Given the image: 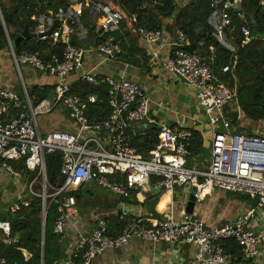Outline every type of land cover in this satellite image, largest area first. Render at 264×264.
<instances>
[{"label": "built area", "instance_id": "1", "mask_svg": "<svg viewBox=\"0 0 264 264\" xmlns=\"http://www.w3.org/2000/svg\"><path fill=\"white\" fill-rule=\"evenodd\" d=\"M76 2V0H72ZM240 0H210L207 24L217 44L231 55L237 50L232 42L233 16L243 20L239 11ZM264 4V0H262ZM95 5V4H94ZM103 8L96 5L98 13ZM99 24V31H107L120 25L118 13L109 12ZM82 7L59 10L54 19L58 20L52 34L45 33L51 27H38L36 34H43L53 42L60 41L66 48L62 60L43 61L34 54L16 56L13 44L8 42L14 65L27 66L43 71L59 79L54 88L55 103L69 111L73 131H51L41 135L37 128V118L51 113L48 99L38 101L24 93V98L13 91L0 89V161L2 168L14 178H21V172L13 170L9 162L21 163L34 177L27 185L28 195L24 200H16L7 208L10 214L27 208L30 199L38 196L42 201V218L51 202H55L58 217L53 233L60 235L66 225L77 217L76 199L70 192L78 191L81 184H95L99 188L121 199H129L131 193L140 192L154 178L155 187L172 192L188 184L196 188V200H203L213 190L248 196L264 206V136L237 132L231 121L225 118L224 109L231 105L234 94L217 81L204 59L195 53L183 50L188 45L186 35L177 30V47L163 64L165 70L183 78L196 92L199 104L208 116L211 126L220 125L222 132L212 135L211 156L202 168L188 165V146L192 133L189 130L172 131L167 128L158 133L155 148L143 158L133 145L132 127L138 125L148 114L149 100L135 83L114 80L109 77L87 73L83 80L93 86L107 87L109 116L100 122L91 121L86 113L88 106L96 102L94 95L84 98L71 93V86L61 80L81 67L86 50L70 44L73 30L71 20L80 16ZM72 23V22H71ZM79 31V30H78ZM136 34L146 43L154 44L162 37V30L136 28ZM241 45L251 40L250 30L242 25ZM104 60H114L120 53L119 43L107 40L96 47ZM214 50H211L213 54ZM228 67L222 68L226 73ZM61 153L60 176L62 186L46 193L45 155ZM41 179V193L32 187ZM50 202H47V200ZM57 199V200H56ZM56 200V201H54ZM252 212L237 216L229 224L220 228H207L193 216L184 214L180 220L171 217L141 220L121 234L108 235L107 223L98 220L96 227L88 234L80 236L68 255V264H93L104 251L127 244L131 239L149 243L193 245L194 257L185 264H233L238 261L251 262L257 259L264 244V233L255 232L250 227ZM122 219V218H120ZM10 225L0 221V240L10 244ZM234 240L238 245L236 254L229 253L223 241ZM0 264H4L0 260Z\"/></svg>", "mask_w": 264, "mask_h": 264}, {"label": "crops", "instance_id": "2", "mask_svg": "<svg viewBox=\"0 0 264 264\" xmlns=\"http://www.w3.org/2000/svg\"><path fill=\"white\" fill-rule=\"evenodd\" d=\"M105 1L108 2V0ZM188 1L175 0L178 6H184ZM95 5L100 4L96 3ZM71 7L73 9L79 7L77 0L72 2ZM101 7L103 9L97 13L95 10L90 12L87 7L82 6V12L87 9L86 24L90 25L89 27H95V34H100L99 24L107 15L104 11L106 8ZM170 24L171 19L163 20L161 39L154 44H149L138 37L136 29L131 30L129 21L122 19L118 27H111L101 34V36H105V41H107L114 39V33H120L121 40L116 41L119 43L120 53L116 55L114 60L110 61L104 60L103 56L96 51L97 45L93 38L89 37L87 29L86 38L84 36L79 37L80 31H78L75 34V41L80 43L76 47L85 49L86 53L81 67L61 81L72 87L84 81L83 77L87 73H91L95 76L109 77L116 81L125 80L137 84L149 100L148 115L155 116L160 121L169 122L170 126L167 129L172 131L189 130L191 133L195 132L201 136L200 152L198 155L188 158V165L193 166L195 164L202 168L211 156L212 135L222 132L223 129L220 125L211 126L209 124L208 116L199 104L195 90L185 80L165 70L163 66L165 60L177 50V47L173 45L176 41L177 30L168 29L167 26ZM41 25L47 27L48 23L43 21L40 22L39 26ZM73 34L74 32H72L71 38ZM8 42L11 41L8 40ZM58 83L59 79L46 72L36 71L27 66L17 68L10 55L9 46L5 50H0V89L13 91L21 98H24L25 93L28 97L37 99L38 95L46 92L48 96L50 92L54 91ZM238 111L233 102L224 109L223 113L225 118L231 121L230 114ZM238 121V126L232 125L237 132L264 136L263 130L255 128L253 123L256 122L245 119L240 112H238ZM259 123L264 125V122ZM138 126L139 124L132 127L133 140L135 137H143L151 131L160 132L161 129L165 128L162 127L160 130L152 128L139 133ZM37 128L41 135L51 131H73L69 112L59 103L54 104L51 113L37 118ZM141 156L145 158L143 155ZM13 163L16 165L18 162ZM27 185L28 179L24 176L18 179L12 177L2 168L0 161V215L5 214L9 205L16 200L27 198ZM149 186L152 185L149 183ZM98 189L100 192H97ZM78 191L84 193L82 203H85L86 200H93L97 206L92 207L94 209L91 211L90 208L82 209L79 207L77 217L71 220L63 233L59 235V252L64 258L55 264H68V255L74 243L80 236L92 231L100 219L105 220L110 233L115 236L141 220L147 221L161 217L180 220L184 214H187L183 188H175L172 192L165 191L166 204L162 205L160 210L156 207L160 215L158 218L148 213L147 198L150 197L149 192H133L136 196L133 197L131 193L128 201L123 202L121 198L95 184L84 185ZM253 200L251 198L241 200L232 193L213 190L202 201H196L190 215L202 222L207 228H220L229 224L237 216L252 212L251 229L255 232L264 233V206H259ZM116 217H119V223L115 222ZM42 251L41 247V255ZM195 253L196 248L193 245L149 243L139 239H131L122 247L104 251L94 260L93 264H185L194 257ZM233 264H264V244L256 260L251 262L238 261Z\"/></svg>", "mask_w": 264, "mask_h": 264}, {"label": "trees", "instance_id": "3", "mask_svg": "<svg viewBox=\"0 0 264 264\" xmlns=\"http://www.w3.org/2000/svg\"><path fill=\"white\" fill-rule=\"evenodd\" d=\"M72 0H0V50L8 47V40L16 39L23 29L27 28L34 33L40 25V19L44 23L52 24L55 15L59 10L67 12L72 5ZM77 0V6H88L100 4L108 11L118 13L122 19L129 21L131 30L138 27L161 30L163 20L171 19V24L167 26L170 30L182 31L187 39L188 45L183 48L186 52L199 55L209 64L212 73L216 76L220 84L225 85L234 94V105L243 117L252 122H264V4L262 0H240L238 9L243 14L244 19L232 18L234 31L231 35L232 42L237 46L234 55H231L224 48L220 47L211 35V28L207 24L210 13V0H189L184 6H178L175 0ZM87 9H84L79 17L82 28L88 30L90 38L99 45L105 41V36L95 34V27L86 24ZM120 21V23H121ZM72 22V23H71ZM69 25L74 34L78 32V24L75 19ZM246 26L251 34L257 30V37L241 45L242 36L240 27ZM114 41H120L119 32L114 33ZM79 41L72 45L79 46ZM66 46L60 41L53 42L47 37L44 40L29 39L23 40L16 47V56L21 54H34L43 61L53 59L62 60ZM214 50L211 54V50ZM228 67L226 73H222V68ZM71 93L81 98L87 95H94L96 102L89 106L86 116L89 120L100 122L109 116L107 106V87L93 86L84 81L71 87ZM47 92L38 95L37 100L46 99ZM238 112L231 113V124L238 126ZM159 131H151L143 137H135L133 145L145 158L148 152L155 148ZM250 134V133H249ZM202 144L201 136L193 132L188 150L189 158L199 154ZM45 175L46 193L51 194L53 189L60 187L64 183V178L60 176L61 153L55 152L45 155ZM13 170L21 172L22 176L28 179V183L33 179V175L26 171L21 163L9 162ZM32 189L36 194L41 193V179H37ZM155 179L151 178L150 185ZM87 192V191H86ZM84 193L81 191L70 192L76 199V205H82ZM133 197L136 196L132 193ZM236 195L241 200L250 199L248 196ZM57 200V199H56ZM54 200V201H56ZM253 200V199H251ZM121 201L127 202V199ZM257 203L256 200H253ZM47 202H50L48 199ZM96 206L95 204L92 207ZM58 217L55 202H51L46 209L45 223L43 226L42 201L35 196L30 199L27 208H21L17 213L10 214L8 210L0 215V221H8L10 225V244H5L0 240V260L4 264H55L64 256L59 252V235L53 233V226ZM119 223V217L115 222ZM108 235H113L108 229ZM226 251L236 254L238 246L234 240L223 241ZM43 252L41 255V247ZM29 258L27 259L23 252Z\"/></svg>", "mask_w": 264, "mask_h": 264}, {"label": "water", "instance_id": "4", "mask_svg": "<svg viewBox=\"0 0 264 264\" xmlns=\"http://www.w3.org/2000/svg\"><path fill=\"white\" fill-rule=\"evenodd\" d=\"M87 8L89 9L90 12H92L93 10L96 9V5L88 3ZM0 19H1V22L3 24L1 16H0ZM39 21L43 22L42 19H40ZM76 21L78 24V30L80 31L79 37L84 36V38H86V36H85L86 29L81 27L80 19L78 17H76ZM57 25H58V20L54 19L52 21L51 27L48 29V31L45 33V35H47V36L51 35L52 31L57 27ZM3 27H4V24H3ZM4 29H5V27H4ZM103 32H106V31H103ZM42 36H43V34L31 33L27 28H25L20 33V35L12 41V44H13V47H16L23 40L40 39ZM79 37H77V39H79ZM256 37H257V30H253L251 40H254ZM263 38H264V35H263ZM74 41H75V38H71L70 44H73ZM176 76L178 78L184 80L180 76H178V75H176ZM47 99L50 101V103L52 105L54 104V102H55L54 91L49 93V95L47 96ZM150 121H152V122L150 123ZM169 126H170L169 122L160 121L155 116H150L147 114V116L143 120L140 121L139 126H138V130H139L138 132L143 133V132L150 130L152 128L160 130L162 127L167 128ZM82 187H84V184H81L80 189ZM143 192H149L150 193V197L147 198L148 213L151 216L158 218L160 215L157 212L156 207L159 204V201L165 196V191L157 189L155 187H150L148 185V186H145L139 193H143ZM195 192H196V188L194 186H190L188 184L184 185L183 195H184L185 212L188 215L192 214L194 205L197 201L195 198ZM44 223H45V216L43 217V226H44ZM42 250H43V246H42ZM22 252L26 258L29 257V255H27V253L25 251H22Z\"/></svg>", "mask_w": 264, "mask_h": 264}, {"label": "rangeland", "instance_id": "5", "mask_svg": "<svg viewBox=\"0 0 264 264\" xmlns=\"http://www.w3.org/2000/svg\"><path fill=\"white\" fill-rule=\"evenodd\" d=\"M68 111V110H67ZM69 112V111H68ZM255 128H257L258 130L261 129L264 131V125H261L260 123H253ZM37 182V181H36ZM39 184L41 185L42 183L39 181ZM41 188H42V185H41ZM97 192H100V190L98 189ZM237 195H240V194H237ZM95 204V201L93 200H86L85 203H83V205H77V212H78V209L79 207H82L83 208H90V211L93 210L94 208H92V205ZM96 205V204H95ZM97 206V205H96ZM95 206V207H96ZM93 214L95 215V213L93 212Z\"/></svg>", "mask_w": 264, "mask_h": 264}, {"label": "bare ground", "instance_id": "6", "mask_svg": "<svg viewBox=\"0 0 264 264\" xmlns=\"http://www.w3.org/2000/svg\"><path fill=\"white\" fill-rule=\"evenodd\" d=\"M164 204H166L165 196L160 200L157 208L160 210L161 206L164 205Z\"/></svg>", "mask_w": 264, "mask_h": 264}]
</instances>
